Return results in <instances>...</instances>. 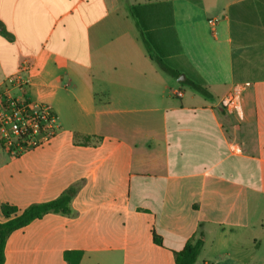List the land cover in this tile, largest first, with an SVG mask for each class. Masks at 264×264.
Masks as SVG:
<instances>
[{
	"label": "crops",
	"instance_id": "0c3cea01",
	"mask_svg": "<svg viewBox=\"0 0 264 264\" xmlns=\"http://www.w3.org/2000/svg\"><path fill=\"white\" fill-rule=\"evenodd\" d=\"M25 64L14 93L60 131L0 148V223L75 194L11 232L4 264H176L200 234L196 264H264V0H0V85Z\"/></svg>",
	"mask_w": 264,
	"mask_h": 264
},
{
	"label": "built area",
	"instance_id": "2783aa9c",
	"mask_svg": "<svg viewBox=\"0 0 264 264\" xmlns=\"http://www.w3.org/2000/svg\"><path fill=\"white\" fill-rule=\"evenodd\" d=\"M209 24L215 27L217 22L209 20ZM29 69L30 66L25 64L0 85V148L14 159L49 147L60 131L57 114L51 105L14 93L27 86L24 73ZM248 87L243 85L234 90L221 100V106L236 107L239 94Z\"/></svg>",
	"mask_w": 264,
	"mask_h": 264
},
{
	"label": "trees",
	"instance_id": "16d2710c",
	"mask_svg": "<svg viewBox=\"0 0 264 264\" xmlns=\"http://www.w3.org/2000/svg\"><path fill=\"white\" fill-rule=\"evenodd\" d=\"M140 7H134L133 13L138 16ZM171 11V10H170ZM172 24V23H170ZM172 26V25H171ZM171 31L173 28L170 27ZM153 60L157 61L161 69L167 72L173 77H179L180 74L171 69L165 64L162 59L153 57ZM185 84L189 85L191 88L199 92L205 97H209L210 93L208 89L202 84L191 80H186ZM75 194V190H68L60 198L41 204H32L27 207L21 214L17 215L18 209L9 205L3 206V213L5 216L9 217L12 214H16L14 218L10 219L6 223H0V264H4L5 256L4 249L7 236L14 230L23 228L37 219H41L43 216L49 213L64 214L69 215L71 199ZM154 241L156 244L162 246V238L154 234ZM204 247L203 234L199 237H193L188 241L185 248L180 252H175L176 264H196L202 249ZM81 253H79V258Z\"/></svg>",
	"mask_w": 264,
	"mask_h": 264
},
{
	"label": "rangeland",
	"instance_id": "374dc122",
	"mask_svg": "<svg viewBox=\"0 0 264 264\" xmlns=\"http://www.w3.org/2000/svg\"><path fill=\"white\" fill-rule=\"evenodd\" d=\"M2 155H4L3 153H1Z\"/></svg>",
	"mask_w": 264,
	"mask_h": 264
}]
</instances>
